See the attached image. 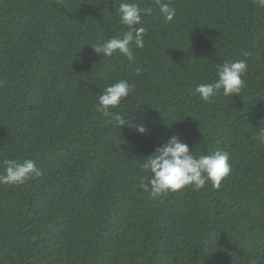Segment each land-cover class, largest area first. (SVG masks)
I'll use <instances>...</instances> for the list:
<instances>
[{
    "label": "trees",
    "instance_id": "1",
    "mask_svg": "<svg viewBox=\"0 0 264 264\" xmlns=\"http://www.w3.org/2000/svg\"><path fill=\"white\" fill-rule=\"evenodd\" d=\"M138 2L154 11L129 61L88 45L121 32V0H0V160L41 170L0 185V264H264V8L167 0L168 22L155 0ZM242 52L241 93L203 101L196 86ZM118 79L135 88L114 111L144 135L96 111ZM173 134L195 156L229 153L218 189L143 191L144 157Z\"/></svg>",
    "mask_w": 264,
    "mask_h": 264
},
{
    "label": "clouds",
    "instance_id": "2",
    "mask_svg": "<svg viewBox=\"0 0 264 264\" xmlns=\"http://www.w3.org/2000/svg\"><path fill=\"white\" fill-rule=\"evenodd\" d=\"M260 8H264V0H256ZM159 12L165 20L172 22L176 16V9L167 0H155ZM119 24L124 26L120 33L104 39L99 38L91 43L94 53L102 57H113L118 53L132 61L134 59L133 46L136 49L144 47V37L147 33L142 25L145 16L153 15L151 5L142 6L138 0H121L118 9ZM126 29V30H124ZM244 59L226 60L217 67L216 80L198 84L195 93L207 103H212L218 94L237 96L246 86L244 79L248 71L247 52H242ZM139 75L142 69H136ZM135 85L127 79H118L108 85L98 97L96 111L103 118L115 121L121 128L127 127L138 134L147 133V126L143 121L134 120L128 115H121L114 111L134 91ZM257 139L264 144V129H261ZM142 168L150 175L141 182L140 187L155 199L169 193H175L188 186L195 190L203 188L206 183H211L218 189L221 182L230 175L232 165L229 163V153L219 149L209 151L207 155L195 156L189 145L175 134L167 141L155 147L153 154L144 157ZM0 185H22L32 178L40 176L41 170L37 162L31 158L3 159L0 160Z\"/></svg>",
    "mask_w": 264,
    "mask_h": 264
}]
</instances>
